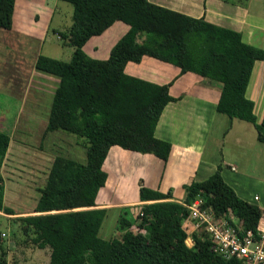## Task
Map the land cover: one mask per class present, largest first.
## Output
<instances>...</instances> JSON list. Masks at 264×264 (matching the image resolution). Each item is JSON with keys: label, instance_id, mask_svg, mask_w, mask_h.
I'll return each instance as SVG.
<instances>
[{"label": "trees", "instance_id": "trees-1", "mask_svg": "<svg viewBox=\"0 0 264 264\" xmlns=\"http://www.w3.org/2000/svg\"><path fill=\"white\" fill-rule=\"evenodd\" d=\"M73 6V25L59 33L73 47L69 61L39 55L37 70L59 77L45 134L62 131L73 135L86 154V161L57 155L33 214L19 217L24 232L35 237L51 234L49 264H241L224 260L212 251L202 230L193 235L195 245H186L190 205L202 199L216 217L231 212L232 224L259 231L264 211L237 196L218 169L205 181L185 185V198L177 202L168 194L141 186L143 214L131 219L125 209L117 221L119 236L99 237L106 209L96 198L108 174L104 162L112 146L152 154L166 161L171 144L154 132L169 102L170 85L129 75L128 63L150 57L191 72L221 88L217 112L230 119L251 123L264 142V117L260 124L246 89L264 50L242 40L241 33L192 18L151 3L149 0H61ZM15 0H0V28L11 29ZM115 22L128 26L104 60L92 59L84 46ZM10 135L0 131V169L6 159ZM4 180L0 174V204ZM15 215L10 208L2 209ZM138 210V211H139ZM142 220L138 230L135 220ZM0 233V264H8ZM36 242H40L37 239Z\"/></svg>", "mask_w": 264, "mask_h": 264}, {"label": "crops", "instance_id": "crops-1", "mask_svg": "<svg viewBox=\"0 0 264 264\" xmlns=\"http://www.w3.org/2000/svg\"><path fill=\"white\" fill-rule=\"evenodd\" d=\"M149 1L171 11L192 18H203L211 24L237 31L241 33L245 43L264 50V0ZM59 2L61 0H15L12 28H0V92L9 93L20 102V109L12 118V127L8 132L0 129L11 138L5 160L12 151L11 144L15 142L16 132L25 134L30 131V124L34 123L42 127L37 132L39 136L36 140L41 145L45 138L49 145L54 138L75 140L78 145L75 136L62 131L44 135L60 79L36 69L35 63L41 54L37 45L42 44L50 30L59 40V33L69 30L61 29L60 25L52 27L60 7ZM112 29L114 32L109 36H115L102 51L99 43L104 42V34ZM127 30L126 24L115 22L103 34L88 40L84 46L85 53L92 59H107L112 47ZM64 46L70 44L66 42ZM88 46L91 48L90 52ZM125 71L158 85H170V95L177 100L169 102L164 108L154 136L169 142L171 151L168 159L163 161L152 154L128 151L119 146L110 148L104 162L108 178L96 198L97 207L106 209L99 237L103 240L117 237L114 224L126 208L134 220L135 216L131 214L133 207L137 206L135 208L139 209L145 204L139 199L141 186L163 194L169 193L175 201L183 202L185 185L192 181H205L218 169L223 180L234 189L237 196L264 211V189L261 197L246 190L255 183L253 173L264 170V142L259 141L255 126L243 120L229 119L223 134V140L232 136L228 158L224 149L217 151L212 149V145L209 147V142L213 140L212 125L219 118L217 114H220L217 112L220 86L194 73H182L180 68L150 57H144L139 63H128ZM34 85L36 90L30 96ZM246 97L254 103V114L260 124L264 117V61L254 64ZM42 109L45 112L40 114ZM221 121L225 122L224 119ZM22 124L26 125L25 128ZM79 148L83 150L82 157L62 156L78 161L85 158L86 161L85 150L80 145ZM232 153L234 156H230ZM55 157L50 162V168ZM260 163L263 166L258 169ZM108 217L111 224L106 225Z\"/></svg>", "mask_w": 264, "mask_h": 264}, {"label": "rangeland", "instance_id": "rangeland-1", "mask_svg": "<svg viewBox=\"0 0 264 264\" xmlns=\"http://www.w3.org/2000/svg\"><path fill=\"white\" fill-rule=\"evenodd\" d=\"M59 9L53 19L52 27L60 25L61 29L66 30L71 28L73 25L72 12L73 6L67 2H59ZM59 22L58 24L56 22ZM112 29L110 32L104 34L102 38L104 42L99 43V47L106 49L107 43L115 36H109L113 33ZM37 45V44H36ZM65 44L59 40L51 32L48 33L46 39L41 45H37L38 50H41V55L56 58L62 61H69L72 57L73 48L72 46H64ZM94 45V44H91ZM91 49V48H90ZM88 46V51L91 50ZM88 55V53L86 52ZM89 56V55H88ZM90 57V56H89ZM36 90V85L32 87L30 96ZM20 109V102L16 98L10 96L7 92H0V129L7 130L12 127L13 117L18 113ZM45 112L44 109L40 111V114ZM28 114V113H27ZM219 116L215 124H213V131L211 132L212 141L209 142V147L212 145V149H224L226 157L229 156V150L231 147V137L227 136L224 142L223 134L226 130V126L229 123V117L223 114H217ZM26 117V116H24ZM222 119L225 122L221 121ZM8 124V125H7ZM25 128L26 125L22 124ZM40 124H30V131L25 134L16 132V137L12 146V151L9 153L7 160H4L3 165L0 169V174L4 180V191L3 198L0 204V233L4 234L3 245L7 253L8 264H49L50 260V243L53 242L51 234L43 232L38 237L34 236L32 231L28 233L24 232V224L19 220V217H25L33 214L36 203L40 196L39 189L42 188L47 180L50 162L56 155L65 156H81L83 150L79 148L75 140L67 139H52V144H47L48 140L45 138V142L42 145L37 140L40 130ZM21 127V126H20ZM19 127V128H20ZM62 133V132H61ZM64 133V132H63ZM27 137L25 138L24 136ZM73 137V135H70ZM23 137L25 139H23ZM215 138V139H214ZM18 142V143H17ZM224 142V145H223ZM10 146V148H11ZM47 148V149H46ZM232 148V147H231ZM235 151V149H234ZM232 150V152H234ZM230 156H234L233 153ZM6 161V162H5ZM82 162L84 160H80ZM260 163L258 166L262 167ZM255 176V183L251 187H247L246 190L252 191L253 194L261 197L264 189V170L260 169L253 173ZM3 207L10 208L13 210L15 215H8L2 209ZM137 208V206H135ZM133 207L131 214L136 216L139 209ZM132 208V207H131ZM139 210V211H138ZM142 217V215L140 216ZM106 220V225L110 223ZM135 220L133 229L138 230L142 220ZM111 224V223H110ZM117 223L114 224V230L117 231ZM259 229L264 230V218L259 224ZM119 234H117V237ZM39 239L40 242H36ZM186 245L189 248H193L195 245L194 235L187 233Z\"/></svg>", "mask_w": 264, "mask_h": 264}, {"label": "built area", "instance_id": "built-area-1", "mask_svg": "<svg viewBox=\"0 0 264 264\" xmlns=\"http://www.w3.org/2000/svg\"><path fill=\"white\" fill-rule=\"evenodd\" d=\"M203 204L202 199H197L186 206L189 210L187 221L190 224V235L197 230L204 231L211 242L212 251L224 260H237L241 264H264V231L245 230L232 224L235 218L231 212L216 217ZM137 215L143 216L140 211Z\"/></svg>", "mask_w": 264, "mask_h": 264}]
</instances>
